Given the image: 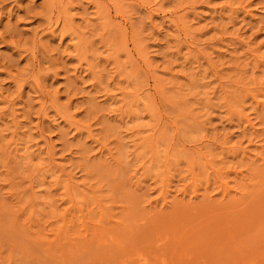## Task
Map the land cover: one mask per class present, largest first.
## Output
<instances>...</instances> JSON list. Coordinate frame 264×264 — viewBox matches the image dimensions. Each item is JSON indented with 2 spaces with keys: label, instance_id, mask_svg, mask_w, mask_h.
<instances>
[{
  "label": "rangeland",
  "instance_id": "1",
  "mask_svg": "<svg viewBox=\"0 0 264 264\" xmlns=\"http://www.w3.org/2000/svg\"><path fill=\"white\" fill-rule=\"evenodd\" d=\"M0 264H264V0H0Z\"/></svg>",
  "mask_w": 264,
  "mask_h": 264
},
{
  "label": "bare ground",
  "instance_id": "2",
  "mask_svg": "<svg viewBox=\"0 0 264 264\" xmlns=\"http://www.w3.org/2000/svg\"><path fill=\"white\" fill-rule=\"evenodd\" d=\"M147 85V84H146ZM143 261V260H142Z\"/></svg>",
  "mask_w": 264,
  "mask_h": 264
}]
</instances>
